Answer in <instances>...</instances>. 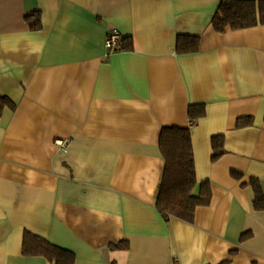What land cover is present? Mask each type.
<instances>
[{
	"label": "crops",
	"instance_id": "obj_1",
	"mask_svg": "<svg viewBox=\"0 0 264 264\" xmlns=\"http://www.w3.org/2000/svg\"><path fill=\"white\" fill-rule=\"evenodd\" d=\"M220 1L0 0V264H50L22 256L24 231L74 264H264V24L216 32ZM114 30L130 51L107 50ZM163 127L189 129L210 186L191 223L155 208Z\"/></svg>",
	"mask_w": 264,
	"mask_h": 264
},
{
	"label": "trees",
	"instance_id": "obj_2",
	"mask_svg": "<svg viewBox=\"0 0 264 264\" xmlns=\"http://www.w3.org/2000/svg\"><path fill=\"white\" fill-rule=\"evenodd\" d=\"M37 24L34 27H38ZM264 24V0H221L211 20L216 32L226 29L240 30ZM199 38L190 35H178L176 38V52L191 54L198 51ZM132 49L130 36H120V42L110 52H127ZM14 108L5 97H0V114L3 108ZM205 116L204 105L188 107V117L196 122ZM164 168L158 186L155 208L164 221L170 218L191 223L197 207L207 206L211 199L210 186L207 181L200 183L196 190V178L193 162L190 132L188 128L163 127L158 140ZM211 160H217L223 153L221 136L211 139ZM254 200L253 207L257 211H264V193L260 183L251 179ZM248 236L244 234L241 239ZM113 250H127L128 243L123 241L112 245ZM21 254L24 257H41L50 264H74L75 255L61 247L50 243L47 239L24 231L21 242Z\"/></svg>",
	"mask_w": 264,
	"mask_h": 264
},
{
	"label": "built area",
	"instance_id": "obj_3",
	"mask_svg": "<svg viewBox=\"0 0 264 264\" xmlns=\"http://www.w3.org/2000/svg\"><path fill=\"white\" fill-rule=\"evenodd\" d=\"M119 42H120L119 33L115 30L111 31L106 37L105 47L109 51L113 50L114 48H116L118 46ZM60 145H62V143Z\"/></svg>",
	"mask_w": 264,
	"mask_h": 264
}]
</instances>
